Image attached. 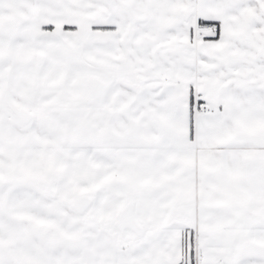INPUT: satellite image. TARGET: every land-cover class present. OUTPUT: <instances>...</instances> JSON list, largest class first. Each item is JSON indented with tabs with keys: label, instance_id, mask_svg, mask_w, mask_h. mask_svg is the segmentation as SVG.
I'll use <instances>...</instances> for the list:
<instances>
[{
	"label": "snow or ice",
	"instance_id": "obj_1",
	"mask_svg": "<svg viewBox=\"0 0 264 264\" xmlns=\"http://www.w3.org/2000/svg\"><path fill=\"white\" fill-rule=\"evenodd\" d=\"M0 264H264V0H0Z\"/></svg>",
	"mask_w": 264,
	"mask_h": 264
}]
</instances>
